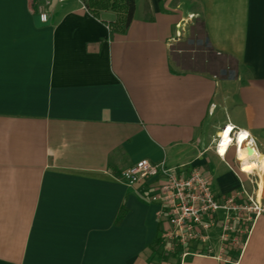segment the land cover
<instances>
[{
  "label": "crops",
  "instance_id": "1",
  "mask_svg": "<svg viewBox=\"0 0 264 264\" xmlns=\"http://www.w3.org/2000/svg\"><path fill=\"white\" fill-rule=\"evenodd\" d=\"M88 3L0 0V264H264V175L210 140L245 129L264 162V0H135L124 32ZM141 160L261 211L169 251L149 183L117 178Z\"/></svg>",
  "mask_w": 264,
  "mask_h": 264
},
{
  "label": "built area",
  "instance_id": "2",
  "mask_svg": "<svg viewBox=\"0 0 264 264\" xmlns=\"http://www.w3.org/2000/svg\"><path fill=\"white\" fill-rule=\"evenodd\" d=\"M55 1L65 3L70 0ZM76 1L83 9H86V0ZM51 2L52 0H44L45 5H50ZM39 18L43 23L47 21L45 13H41ZM232 130L230 136L234 138L239 130L234 128ZM236 143L234 140L235 147ZM218 145L216 153L224 158L225 155L221 156L218 153ZM245 146L255 151L248 141ZM236 149L238 150V146ZM117 178L129 187L149 183L151 189L147 199L159 205L158 217L165 218L169 225L168 231L162 235V241L166 246L168 245L169 251H174L177 247H185L191 242L206 243L208 238L205 232L216 224L215 217L218 211L234 212V218L237 220H240V212H253L258 215L261 211L252 203L250 197L248 198V202L251 203L249 206L235 203L233 196L222 202L219 201L212 191L210 179L196 169L187 175H182L172 168H167L163 162L155 165L147 160H141L122 171ZM222 229L226 234L233 232L230 225L225 223L222 224ZM223 240V244H227L230 240L231 245H239L238 237L226 236Z\"/></svg>",
  "mask_w": 264,
  "mask_h": 264
},
{
  "label": "trees",
  "instance_id": "3",
  "mask_svg": "<svg viewBox=\"0 0 264 264\" xmlns=\"http://www.w3.org/2000/svg\"><path fill=\"white\" fill-rule=\"evenodd\" d=\"M88 5L93 9V14L100 10H113L120 12L122 15L116 21V24L110 25L112 29H119L125 31L133 17L135 9V0H89Z\"/></svg>",
  "mask_w": 264,
  "mask_h": 264
},
{
  "label": "bare ground",
  "instance_id": "4",
  "mask_svg": "<svg viewBox=\"0 0 264 264\" xmlns=\"http://www.w3.org/2000/svg\"><path fill=\"white\" fill-rule=\"evenodd\" d=\"M226 129V128H225ZM225 129L223 130V131H225ZM222 131V132H223ZM233 131V130H232ZM221 132V133H222ZM230 134H231V132L229 133V136H230ZM231 137V136H230ZM218 144H219V142H220V140H221V136L220 135H218ZM248 141V137L246 138V139H244L241 143H239V144H236V148H237V146H238V150L241 148V147H243V149H242V153H241V155H240V157L238 158L239 160H238V162L240 163V167L244 170V172L245 173H251L253 170H256V168L254 167V165L256 164V162H254V161H250L251 159H256L258 162H262L260 159H259V157L257 156V154H255V151H253L251 148V150H252V152L249 154L248 153V146H245V143ZM231 146V145H230ZM229 146V147H230ZM218 147H219V145H218ZM229 149V148H228ZM227 149V150H228ZM227 152V151H226ZM225 152V153H226ZM225 153H224V155H225ZM220 155V154H219ZM246 168H251L250 170H248V169H246ZM261 173H262V175H264V162L262 163V166H261V168H259L258 169ZM259 172V173H260ZM264 179V178H263Z\"/></svg>",
  "mask_w": 264,
  "mask_h": 264
},
{
  "label": "clouds",
  "instance_id": "5",
  "mask_svg": "<svg viewBox=\"0 0 264 264\" xmlns=\"http://www.w3.org/2000/svg\"><path fill=\"white\" fill-rule=\"evenodd\" d=\"M235 127V125L229 124L225 131L222 133H219L221 136V140L219 142V147H218V153L223 156L224 153L227 151L230 145L233 144L234 140L237 142V144L241 143L244 139H246L248 136L251 135L250 132H248L245 129H240L237 133L236 136L230 137L229 133L232 132V129ZM251 143V141L249 142Z\"/></svg>",
  "mask_w": 264,
  "mask_h": 264
},
{
  "label": "rangeland",
  "instance_id": "6",
  "mask_svg": "<svg viewBox=\"0 0 264 264\" xmlns=\"http://www.w3.org/2000/svg\"><path fill=\"white\" fill-rule=\"evenodd\" d=\"M220 131H221V130H220ZM220 131H219V132H220ZM210 136H211V137H210L211 144H212L214 147H216V146L218 145V134H216V135H215V134H212V135H210ZM231 146H234V142H233V145H231ZM200 151H201L200 153H201V155H202V157H203V156L205 155V149H204V146H201V147H200ZM239 164H240V163H239ZM235 168H236V167H235ZM255 168H256V169H259V168H261V166H259V167H256V166H255ZM238 170L241 171L240 167L238 168ZM242 173H243V172H242ZM244 174L249 175L250 173H249V174H248V173H244ZM262 183H263V182H262ZM262 185H263V184H262ZM235 203H236V201H235ZM257 206H260V205H257ZM224 212H225V211H224ZM225 214L228 215L227 212H225ZM228 233H229V234H226V232L222 229L221 234H220V237H219L221 243L224 242V240H223L224 237H225V238H226V236H227V237H231V236H230V235H231V234H230L231 232H228ZM222 247H223V245H222ZM229 248H231V247H230L229 244H228V245H226V247H223V250L225 251V250H227V249H229ZM175 249H177V248H175ZM187 250H188V248H187Z\"/></svg>",
  "mask_w": 264,
  "mask_h": 264
},
{
  "label": "water",
  "instance_id": "7",
  "mask_svg": "<svg viewBox=\"0 0 264 264\" xmlns=\"http://www.w3.org/2000/svg\"><path fill=\"white\" fill-rule=\"evenodd\" d=\"M248 150V153L250 154L252 152V150L250 148L247 149Z\"/></svg>",
  "mask_w": 264,
  "mask_h": 264
}]
</instances>
